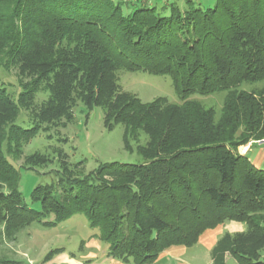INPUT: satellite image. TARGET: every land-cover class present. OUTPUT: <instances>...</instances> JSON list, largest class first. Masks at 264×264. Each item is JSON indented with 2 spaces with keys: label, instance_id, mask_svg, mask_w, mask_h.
I'll list each match as a JSON object with an SVG mask.
<instances>
[{
  "label": "trees",
  "instance_id": "1",
  "mask_svg": "<svg viewBox=\"0 0 264 264\" xmlns=\"http://www.w3.org/2000/svg\"><path fill=\"white\" fill-rule=\"evenodd\" d=\"M11 64L35 76L17 99L0 85V237L81 213L108 256L152 264L167 248L190 247L206 230L236 221L244 231L217 240L212 264H229L226 254L235 264H264V169L238 149L264 139V0H185L161 9L127 0H0V67ZM118 71L167 75L180 102H143L122 90ZM243 82L263 86L237 90ZM41 84L49 96L38 107ZM221 91L217 117L191 99ZM77 101L88 111L99 107L108 129L124 125L128 151L143 133L142 162H102L69 177L59 153L56 180L25 198L21 168L50 159L35 151L15 167L8 157L48 124L73 120ZM22 108L30 110V127L16 123ZM0 264L20 261L0 257Z\"/></svg>",
  "mask_w": 264,
  "mask_h": 264
},
{
  "label": "rangeland",
  "instance_id": "2",
  "mask_svg": "<svg viewBox=\"0 0 264 264\" xmlns=\"http://www.w3.org/2000/svg\"><path fill=\"white\" fill-rule=\"evenodd\" d=\"M170 1L176 2L181 8L184 7L185 0ZM213 1L201 0L203 6L212 5ZM34 76L20 73L17 65L14 64L7 69L0 67V85L6 87L13 99H17L19 94L27 90L26 85ZM118 77L122 90L133 93L143 102H150L161 96L166 97L170 102H180L171 78L167 75H155L143 71H118ZM262 86L261 82H243L236 89L252 91ZM225 95L226 91L207 96L195 94L191 99L200 101L205 107H213L217 117ZM48 96L49 91L45 89L44 84H41L37 93L34 94L33 104L39 107ZM72 113L74 114L73 120L65 123L63 119L61 125L58 126L49 124L46 126L45 124L46 127L50 126L46 131L40 132L28 144H25L20 153L12 156L13 159L8 157L15 167L24 165L25 156L35 151L50 159L46 165L35 166L32 170L21 168L19 190L25 198H28L34 186L56 180L55 172L61 170L60 159L63 156L59 153L66 156V162L71 170L67 172L69 177H84L102 162L116 161L134 164L142 162L140 155L136 152V146L145 142L146 136L143 133L138 142L131 141L132 151H128L123 142L124 125L117 123L112 129H108L104 125L103 111L99 107L88 111L80 101H77ZM16 117L18 125L31 126L30 110L22 108ZM250 146L264 149V139L252 140L239 146V152L245 153ZM79 162H82L81 165L76 167L75 164ZM255 166L264 169V157L256 161ZM95 232L97 233L96 230L90 228L88 220L81 213L55 226H43L38 222H33L22 229L15 238L9 239L3 235L0 237V257L20 261V264H43L51 258H47V255L59 248L75 257L76 260L87 264H112L110 260L112 257L107 255L108 244L95 238L93 236ZM204 251L201 244H194L187 248L185 258L191 264H210L209 255ZM262 259L264 260V250ZM226 260L229 264H235L229 254H226ZM159 264L173 263L162 261Z\"/></svg>",
  "mask_w": 264,
  "mask_h": 264
},
{
  "label": "crops",
  "instance_id": "3",
  "mask_svg": "<svg viewBox=\"0 0 264 264\" xmlns=\"http://www.w3.org/2000/svg\"><path fill=\"white\" fill-rule=\"evenodd\" d=\"M129 4L145 3L148 6H156L158 9L166 7L170 0H127ZM160 5V6H158ZM166 11V10H165ZM249 160L255 165L256 161H260L264 157V149L250 146L245 153ZM245 229V225L241 222L230 221L217 226L214 229L206 230L200 237L199 241L195 244H201L205 249V254L209 255L210 264H212L211 249L216 244L217 240L224 233L242 232ZM187 248L185 246H172L164 250L158 257L155 263L159 264L162 261L172 262L173 264H191L187 258H185ZM195 254H193L194 256ZM112 264H130L131 262H123L115 258H110ZM159 262V263H158ZM87 264L83 261L76 260L75 257L67 254L64 250L54 254L50 259L43 264Z\"/></svg>",
  "mask_w": 264,
  "mask_h": 264
}]
</instances>
